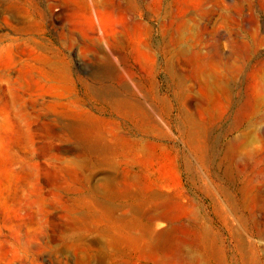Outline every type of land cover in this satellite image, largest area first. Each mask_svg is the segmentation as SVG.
I'll return each mask as SVG.
<instances>
[{"label":"rangeland","instance_id":"rangeland-1","mask_svg":"<svg viewBox=\"0 0 264 264\" xmlns=\"http://www.w3.org/2000/svg\"><path fill=\"white\" fill-rule=\"evenodd\" d=\"M193 2L230 56L211 66L209 85L188 62L178 70L155 31L127 75L102 47L69 62L99 119L91 145L34 102L39 80L17 69L18 53L0 54V264H206L203 235L218 252L211 264H264V0ZM104 18L119 23L116 11ZM58 26L45 41L57 44ZM129 38L139 48L137 26ZM128 110L141 118H123ZM139 218L151 227L145 241L117 245L118 229Z\"/></svg>","mask_w":264,"mask_h":264},{"label":"bare ground","instance_id":"bare-ground-1","mask_svg":"<svg viewBox=\"0 0 264 264\" xmlns=\"http://www.w3.org/2000/svg\"><path fill=\"white\" fill-rule=\"evenodd\" d=\"M105 4L108 6L105 12L118 13L119 23L114 20L105 21V12L98 0H22L20 6L6 1L0 4V54L13 53L14 50L18 53L15 62L17 69L35 74L39 80V94L34 95V98L32 96L34 102L39 101L42 107L55 116L54 118L59 119L65 133L78 136L87 145H91L89 130L99 119L85 108V102L70 78L69 68V62L82 61L86 51L102 47L114 62L117 74L127 75L134 68V56L142 58L145 55L141 47L148 48V40L155 31L163 41L161 52L165 57L169 58L177 69L179 60L188 62L198 80L202 78L207 85L211 66L217 64L226 67L230 57L220 50L217 43L219 39L211 24V15L208 11L200 12L193 0H106ZM79 11L83 14V23L75 20V14ZM52 23L59 24L54 28L57 35L56 45L45 41L44 38L46 27ZM133 26H137L140 36L137 42L139 48L135 50L132 49V40L129 38ZM225 38L228 42L229 38ZM21 52H25V55L22 56ZM68 58L70 59L67 60ZM188 79L189 75L181 72L180 83L183 87ZM122 102L117 101V106L126 108L127 105ZM122 116L141 118L129 110L123 112ZM99 141L96 143L100 144ZM136 226L138 228H135ZM136 226H127L128 237L115 236V243L121 246L144 242L145 236L150 233L149 226L142 221ZM132 228L134 230H131ZM165 235L156 238L164 239ZM154 237L153 235L152 238ZM166 237L167 235L165 240ZM198 243L205 263H210L216 248L205 235L199 238ZM189 250L191 251V248ZM194 259L192 258V262Z\"/></svg>","mask_w":264,"mask_h":264},{"label":"crops","instance_id":"crops-1","mask_svg":"<svg viewBox=\"0 0 264 264\" xmlns=\"http://www.w3.org/2000/svg\"><path fill=\"white\" fill-rule=\"evenodd\" d=\"M139 221H142V223L143 222H146V223H148L149 222V220H146V221H143L141 218H139V219H136V220H134V222H132V223H129V224H126L125 226H123L121 229H118V231L120 232V234H121V236L119 235V237H123V236H125V238H127L128 236H127V233H126V228H127V226H133V225H135L136 226V224H138L139 223ZM148 225V224H147ZM135 228H138L137 226L135 227ZM151 229V227H149V230ZM151 231V230H150ZM115 236H118V235H115ZM218 257V252L216 251V250H214V255H213V257H212V259H211V262L214 260V259H216ZM211 262L209 263L208 262V264H211Z\"/></svg>","mask_w":264,"mask_h":264}]
</instances>
